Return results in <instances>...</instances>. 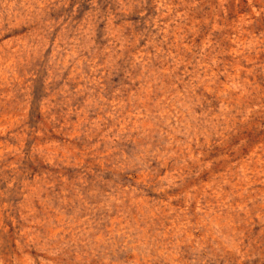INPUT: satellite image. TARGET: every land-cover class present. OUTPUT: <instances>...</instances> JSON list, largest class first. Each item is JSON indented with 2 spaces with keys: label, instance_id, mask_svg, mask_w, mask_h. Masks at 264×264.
<instances>
[{
  "label": "rangeland",
  "instance_id": "rangeland-1",
  "mask_svg": "<svg viewBox=\"0 0 264 264\" xmlns=\"http://www.w3.org/2000/svg\"><path fill=\"white\" fill-rule=\"evenodd\" d=\"M0 264H264V0H0Z\"/></svg>",
  "mask_w": 264,
  "mask_h": 264
}]
</instances>
